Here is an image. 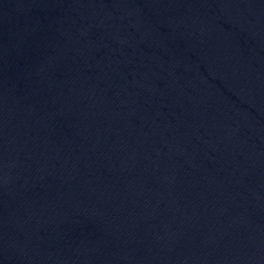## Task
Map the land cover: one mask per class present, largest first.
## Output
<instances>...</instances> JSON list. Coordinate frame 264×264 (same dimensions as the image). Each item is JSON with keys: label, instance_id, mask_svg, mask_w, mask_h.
Wrapping results in <instances>:
<instances>
[{"label": "water", "instance_id": "water-1", "mask_svg": "<svg viewBox=\"0 0 264 264\" xmlns=\"http://www.w3.org/2000/svg\"><path fill=\"white\" fill-rule=\"evenodd\" d=\"M0 264H264V0H0Z\"/></svg>", "mask_w": 264, "mask_h": 264}]
</instances>
